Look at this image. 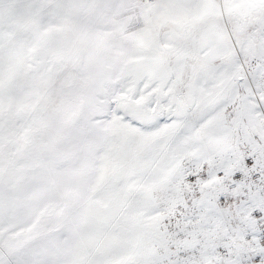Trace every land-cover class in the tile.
<instances>
[{"label":"snow or ice","instance_id":"snow-or-ice-1","mask_svg":"<svg viewBox=\"0 0 264 264\" xmlns=\"http://www.w3.org/2000/svg\"><path fill=\"white\" fill-rule=\"evenodd\" d=\"M0 264H264V0H0Z\"/></svg>","mask_w":264,"mask_h":264}]
</instances>
